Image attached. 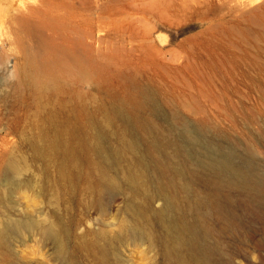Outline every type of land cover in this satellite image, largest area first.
Segmentation results:
<instances>
[{"label":"rangeland","instance_id":"obj_1","mask_svg":"<svg viewBox=\"0 0 264 264\" xmlns=\"http://www.w3.org/2000/svg\"><path fill=\"white\" fill-rule=\"evenodd\" d=\"M71 54L86 59L85 79L62 75L54 89L40 93L20 73L40 75L43 60L61 68ZM135 84L149 89L162 129L180 119L204 126L209 137L237 155L250 147L251 161L264 176V0H0V264L166 262L155 221L147 224L152 239L134 242L121 231L133 220L125 183L117 179L119 186L99 205L94 154L81 153L76 145L78 158L61 159L47 144L61 113L72 119L82 106L79 120L86 123L92 112L103 132L101 143L120 156L118 175L129 171L130 134L107 110L122 104L127 86ZM132 108L128 102L124 109ZM145 109L150 114L149 106ZM252 112L257 122L247 126ZM81 134L96 144L92 128ZM12 158L21 166L17 177L6 170ZM109 174L115 176L116 167ZM194 187L201 189L198 183ZM151 205L157 209L161 201ZM236 205L235 224L226 231L215 215L205 218L214 231L210 240L220 242L215 254L230 264H264L263 222ZM9 219L57 222L66 258L39 229L3 237ZM99 229L126 238L115 242L110 258L101 256L105 239L96 235ZM170 257L174 262L175 255Z\"/></svg>","mask_w":264,"mask_h":264},{"label":"bare ground","instance_id":"obj_2","mask_svg":"<svg viewBox=\"0 0 264 264\" xmlns=\"http://www.w3.org/2000/svg\"><path fill=\"white\" fill-rule=\"evenodd\" d=\"M157 39L161 41L160 36H157ZM73 54L69 58L70 63L66 65L62 63L61 68L56 69L55 63L53 67L43 60L40 75L38 73H36L38 76L30 75L27 71L20 73L25 77L26 83L40 93L54 89L62 75H74L85 79L86 59L83 62L84 60ZM127 88L128 98L122 100V104L107 110V113L125 122L126 134L128 132L130 134L127 150L132 161L128 168L130 170L123 172L122 178L118 175L120 174L118 164L121 165L122 160L118 163L120 156L115 154L117 152L115 150L113 152L109 145L106 147L101 143L104 136H101L103 132L99 123L94 120V114L88 113L86 123L79 120L78 113L85 110L82 106H79L72 119L66 112L61 113L60 123L53 126V139L47 144L50 143L57 149L56 156L61 159L78 158L77 149L74 148L76 145L79 146L81 153L94 154L101 178V191L96 199L99 205L104 204L106 197L116 190L119 186L118 180L127 185L131 190L127 208L129 207L133 220L128 226H122L121 231L134 242L152 239V231L147 224L155 221L164 236L163 254L166 261L164 264H230L220 257L221 254H215L217 244L220 242L218 239L210 240V237L214 236V231L206 223L205 218L215 215L222 223L221 231H226L228 226L235 224L232 208L241 203L236 206L242 205L243 208L251 209L257 219L263 222L264 228V176L258 174L251 161L252 149L247 147L237 155L234 149L221 145L209 137L204 126L193 127L184 120H174L176 116L173 118V126L162 129L156 122V116L160 115V111L155 100H149V89L138 84ZM128 102L134 107L130 112L124 109ZM64 106L65 103H62L61 108L64 109ZM148 106L150 114L145 112V107ZM245 120L247 126L256 123V113ZM91 128L94 130L96 144H91L87 140L89 135L83 137L81 134L84 129L86 131ZM44 133L46 132L42 131L41 138H44ZM140 144L147 147L137 151L135 147ZM115 167V176L110 175V169ZM6 170L17 177L21 173V166L12 158ZM194 183H198L201 189L194 187ZM141 194L145 196L141 197L138 203L135 202ZM156 200H160L161 205L153 209L151 204ZM34 228L39 229L44 240L54 244L62 258H66L60 236L61 226H57V222L39 225L33 221L9 219L3 225L2 235L6 237L18 234L23 229ZM95 233L105 239L100 248L101 256L104 258H110V254H113L110 249L114 248L116 241L122 242L126 239L121 236L118 239L117 236L114 237L102 229ZM172 254L175 255L176 262L171 261Z\"/></svg>","mask_w":264,"mask_h":264}]
</instances>
